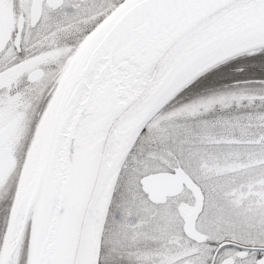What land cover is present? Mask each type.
I'll list each match as a JSON object with an SVG mask.
<instances>
[{
  "label": "snow or ice",
  "instance_id": "obj_1",
  "mask_svg": "<svg viewBox=\"0 0 264 264\" xmlns=\"http://www.w3.org/2000/svg\"><path fill=\"white\" fill-rule=\"evenodd\" d=\"M0 264H264V0H0Z\"/></svg>",
  "mask_w": 264,
  "mask_h": 264
}]
</instances>
